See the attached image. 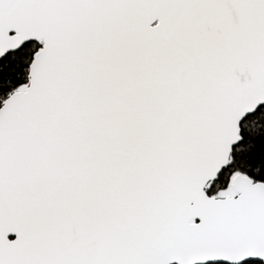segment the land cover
Returning <instances> with one entry per match:
<instances>
[{"label": "snow or ice", "instance_id": "obj_1", "mask_svg": "<svg viewBox=\"0 0 264 264\" xmlns=\"http://www.w3.org/2000/svg\"><path fill=\"white\" fill-rule=\"evenodd\" d=\"M0 264H264V0H0Z\"/></svg>", "mask_w": 264, "mask_h": 264}]
</instances>
